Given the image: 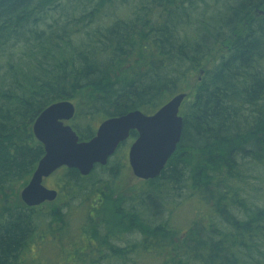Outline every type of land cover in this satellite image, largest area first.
I'll list each match as a JSON object with an SVG mask.
<instances>
[{
  "label": "trees",
  "instance_id": "obj_1",
  "mask_svg": "<svg viewBox=\"0 0 264 264\" xmlns=\"http://www.w3.org/2000/svg\"><path fill=\"white\" fill-rule=\"evenodd\" d=\"M186 88L156 178L121 192L115 152L87 176L60 168L52 205L20 201L46 106L72 101L88 140ZM36 242L56 261H30ZM0 264H264V0H0Z\"/></svg>",
  "mask_w": 264,
  "mask_h": 264
},
{
  "label": "water",
  "instance_id": "obj_2",
  "mask_svg": "<svg viewBox=\"0 0 264 264\" xmlns=\"http://www.w3.org/2000/svg\"><path fill=\"white\" fill-rule=\"evenodd\" d=\"M185 97L186 92H178L151 114L135 109L106 118L88 140H80L67 123L75 114L72 101L49 104L31 127L44 153L19 191L20 201L27 207L54 201L58 191L46 187L43 184L45 178L61 167L76 169L81 176L89 175L95 165L107 164L131 131L136 132V138L128 148V164L133 176L144 181L156 178L180 141L182 116L179 109Z\"/></svg>",
  "mask_w": 264,
  "mask_h": 264
},
{
  "label": "rangeland",
  "instance_id": "obj_3",
  "mask_svg": "<svg viewBox=\"0 0 264 264\" xmlns=\"http://www.w3.org/2000/svg\"><path fill=\"white\" fill-rule=\"evenodd\" d=\"M199 75H200V73H199ZM197 77H199V76L197 75L196 71H194L191 74V76L188 78L187 83L189 85L192 84V82ZM184 92H186V94L189 93V97H190L191 92H190L189 88H186ZM97 125H96V127H97ZM133 139L134 138L127 139L124 142V144L119 148V150L115 153V158L119 159L118 163L121 164V168H120L121 173L119 174L120 177L118 178V180L116 182V184L119 186V189L121 190V192H127V191L131 190L133 187L136 188L143 181V180L137 179L136 177L133 176L131 169H130V166L128 165V162H127V151H128L129 145L131 144ZM112 160H114V158H112ZM59 171L60 170H57L56 172L51 174L49 177L45 178L43 180V184L48 188H52V189L57 190L56 184H57V176L59 174ZM30 175L28 176L26 183H27ZM25 184H23L21 186L17 185L18 195H19V191L22 189V187ZM129 193H130V191L127 192L126 194H129ZM57 199H58V196L54 201L45 202V204L47 203V206H50L54 202H56ZM176 200H177V204L178 205L180 204V206L177 208V213H176L177 214V222L183 221L186 224L187 220H189L190 218H193L195 216V214L197 213V207L199 204L197 203L195 198H191V199H187V200H182V199H176ZM60 202H61V204L63 203L62 201H60ZM45 204L43 203L42 206L44 207ZM40 245L41 244L38 242H36L32 245L30 244V246L28 248V252L26 254L27 256H29V260L32 261V260H35L36 258H38L40 261H46L47 260L49 263L51 261L55 262L56 261L55 248L51 244L49 246H40Z\"/></svg>",
  "mask_w": 264,
  "mask_h": 264
},
{
  "label": "flooded vegetation",
  "instance_id": "obj_4",
  "mask_svg": "<svg viewBox=\"0 0 264 264\" xmlns=\"http://www.w3.org/2000/svg\"><path fill=\"white\" fill-rule=\"evenodd\" d=\"M68 122H69V121H68ZM99 123H100V122H99ZM99 123H98V124H99ZM97 126H98V125H97ZM96 128H97V127H96ZM130 133H131V132H130ZM130 133H129V137H128L127 139L131 138ZM135 138H136V136L134 137V139H135ZM127 139H126V140H127ZM126 140H125V141H126ZM125 141H124V142H125ZM124 142H122V143H124ZM122 143H120V144L118 145L117 149L119 148V146H120ZM131 143H132V142H131ZM117 149L115 150V152H117ZM118 150H119V149H118ZM115 152H114V153H115ZM114 153H113V154H114ZM127 162H128V151H127ZM128 165H129V164H128Z\"/></svg>",
  "mask_w": 264,
  "mask_h": 264
}]
</instances>
